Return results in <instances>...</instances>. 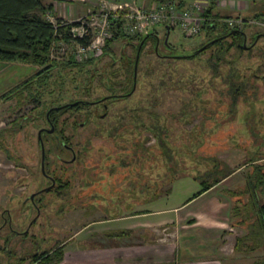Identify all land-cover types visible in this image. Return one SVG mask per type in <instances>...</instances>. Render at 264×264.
<instances>
[{"label":"rangeland","instance_id":"obj_1","mask_svg":"<svg viewBox=\"0 0 264 264\" xmlns=\"http://www.w3.org/2000/svg\"><path fill=\"white\" fill-rule=\"evenodd\" d=\"M92 1L95 8L76 20H85L90 41L100 38L101 51L115 26L119 24L122 33L126 30L123 26L129 22L123 19L125 12L133 13L141 6L151 9L158 4L166 6L167 13L174 16L176 23L169 29L167 38L174 45V52L194 49L205 42L210 35H207L204 26H215L214 31L221 26L242 29L246 34V45L251 44V37L256 35L257 43L253 48L241 54L231 48L227 53V60L233 65L229 74H234L233 82H245L243 91L236 97L226 92L224 78L228 75L225 73L227 64L218 68L221 77L215 80L210 77L211 69L206 60L212 49L201 55V62L199 59L175 61L171 66L168 60H159L149 52L148 43L140 59L133 94L109 105L107 121H92L86 128L75 130L72 140L80 142L76 144H80L76 160L64 163L54 160L52 152L48 154V171L69 184L60 196L53 192L43 193L41 215L31 226L37 248L33 241L31 244L30 235H24V238L15 235L9 242L0 236V264H32L29 256L34 249L41 252L62 242L67 236L80 231L85 221H99L131 209L144 194L163 195L170 188L167 198L159 203L172 206L201 188V181L194 180L197 177L212 180L237 168L235 183L238 184L227 190V194L233 200L232 217L234 223L240 225L236 227L238 233L243 229L247 232L248 223L255 219L251 181L258 184L255 195L260 201L264 200V185L260 184L256 175L264 172V0ZM185 12L198 14L202 26L198 34L187 35L179 29ZM227 19H233L234 25L231 26L235 27H228L225 23ZM52 21L56 22V18ZM163 27L162 24H155L149 29L162 39L165 38ZM80 48L74 39L53 40L48 61L53 68L48 72L47 81L43 85H33L29 90L24 89L22 99L13 89L30 79L42 66H33L32 71L25 75L23 64L20 68L14 63L0 65V80L5 79L3 84L0 82V203L8 207L13 227L22 229L34 218L26 195L36 190L39 183L35 172L40 160L37 131L39 126H47L44 116L41 117L43 111L70 99L95 100L107 96L109 89L105 85L97 80L90 83L89 71L106 70L112 75L119 65H112L110 69V57L118 58L123 52L131 54L129 45L117 39L110 43L106 51L112 55H104L95 67L89 63L81 67L73 66L74 63L79 64L75 62L78 55L80 60H87L100 53L92 48L79 53ZM149 60L152 63L149 64ZM123 76V72L118 73L116 80H121ZM33 96L40 99L36 100ZM130 108H133L132 112ZM128 112L133 117L127 115ZM151 112L156 117H151ZM168 112L171 114L165 120L167 136L163 140L170 151L165 154L155 134L139 127L138 123L143 121L147 126L158 118L161 124ZM62 118H67L69 124L74 119L68 116V112ZM119 119L122 123L136 125V128L121 129L123 134L119 141L94 134L99 128L97 125L111 128ZM66 133L70 130L66 129ZM88 135L91 146L83 148ZM136 143L140 147L135 146ZM49 144V141L46 142V147L49 148ZM145 147L147 150L143 151ZM131 154L133 158H130ZM65 156L70 158V153L67 151ZM163 171L173 172L175 180L162 185L166 179ZM158 182L160 187L155 186ZM111 225L114 222H110ZM161 231L159 228L153 230V239L157 238V234L164 233ZM238 247L237 253L243 256L239 261L241 263L264 257L263 246L249 250L250 243L240 241ZM22 257L25 259L19 260Z\"/></svg>","mask_w":264,"mask_h":264},{"label":"trees","instance_id":"obj_2","mask_svg":"<svg viewBox=\"0 0 264 264\" xmlns=\"http://www.w3.org/2000/svg\"><path fill=\"white\" fill-rule=\"evenodd\" d=\"M51 6V3H47V0H0V65L2 63H14L15 66L20 68L23 64L25 65V69H23L25 75L28 72L32 71L33 66H42L41 69H38L35 73L31 75L30 79L27 78L24 82L20 83L19 85H17L16 88L13 89L15 90L14 93L17 94L18 97L21 99L24 98L22 96V91L24 89L29 90L31 86L43 85L47 81V78L49 76L48 72L50 71V69L53 68V64H49L48 62L50 54L49 52L53 40L57 38L65 40L74 39L77 43L81 45H88L91 40L90 35L88 33L85 34L83 37L72 36L70 29L72 26L80 25L79 20L67 21L63 18H56V22H52L50 20L45 19L43 17V14L48 9H50ZM214 27L215 26L203 27L207 35H210V37L205 42L196 46L194 49L187 52H174L176 50L174 48V45H172L168 41L167 43H164L162 41V47H159L156 50L154 49L158 34L156 32H153L152 29H149L147 33L135 34L130 36L126 35L124 32L122 33L120 25L118 24L117 26H115V29L113 30L111 36L105 40V47L102 51H100L98 55L89 57L87 60H76L75 62L79 64L74 63L72 65H79V67H81L84 64L89 63L92 64L93 67H95L98 61L104 55H112L106 52L108 51L111 42L117 39L121 41L135 42L134 53L127 56L126 58L127 67L129 66L130 68L129 76H127V69L125 71V67H123V61L121 62L122 66L119 65L118 67H116L112 75L108 74V71L106 70H104L103 72H98L97 69H95V71H89V79L91 80L90 83L93 80H97L99 84L105 85L109 89L110 95H108L106 98H109L108 102L110 103L121 98H129V95L133 90L132 82L135 61L137 59V73L135 77V82L137 83V78L139 74L138 66L140 63V59L143 55V51L148 43L149 52L153 53V55H155L156 58H158L159 60H168L171 66H174L175 61H197L199 59V62H201V55L206 50L212 49V54L210 55L209 59L207 58L206 60L209 63H207L209 70L211 69L210 77L212 76L214 80L221 77L222 74L220 73L218 68L221 67L222 64H227L228 68L226 67L227 70L225 73L228 75L224 78L226 92L229 95L236 97L242 93L243 85H245V82H233L234 74H229V70H233V68H231L233 67V65H231V62L227 60V53L230 51L231 48L236 49L238 54L245 52L246 48L241 45L245 36V31L238 28H227L226 26H221L220 29L214 31ZM163 28L165 30L164 36L167 34V32L169 34V31H167L165 27ZM169 29H171V27ZM255 37L256 35H253L252 40H254ZM150 63L152 62L149 60V64ZM112 65L113 61H110L108 67L112 69ZM121 72H124L126 74V77L124 75L121 80H116L118 73L120 74ZM20 73L22 74V72ZM238 78L241 79V75H239ZM4 80H0L1 84L4 83ZM33 97L36 100L40 99H38L37 96ZM87 100L88 99L85 98L70 99L69 103H62L63 105L57 104V107H54L55 105L51 106L49 107V110L47 109L48 111H43V115L41 114V117L44 116L45 119L48 113L49 118L56 123L54 133L50 134V136L53 137L55 134L58 135L59 139L62 140V142H59L57 138H55V140L52 138L53 140L50 144L55 148L54 149L51 145H49V147L51 146L52 148L46 147L45 142L48 139L45 137L43 138L45 145V156L47 160L45 168L47 169V172L50 165V160L48 159V154L50 152H52L53 154L55 153V155L58 154L60 156H65L68 151L66 149V145H69L73 147V149L76 151V157L79 155L78 151L80 148L78 147L80 146V144H76L80 142L79 140H77L76 142H73L72 140V137L75 134V130H78L79 128H86V126L92 121H107L106 118L108 115L105 114L106 116L104 118L100 117V113H103V111L106 109L98 107L96 102L95 105H93L94 103ZM232 100L234 101L235 99L233 98ZM72 102L74 103L71 104ZM132 109L133 108H130V112H132ZM67 112L68 116L74 117L73 121L70 124L67 123V118H62V116ZM170 114L168 112L164 115L161 124L159 121L160 119L158 118H155V122L151 125L146 126L143 121L138 123L139 127L142 126L144 127V130H150L155 134V136L159 140L160 145L162 146V152L165 154L170 151L169 147L165 144L163 140L167 136V132L165 131V117ZM149 115L151 117H156V115L152 112ZM129 116L133 117L132 113H130ZM118 117L121 118L120 115ZM101 125H97L99 128L96 127L97 131L96 133L94 131V134H100L102 136L105 135L106 137L115 138V140L117 141H119V138H122V136H120L121 134H123L120 131L121 129L131 130L130 127L133 126L134 128H136V125H128L127 123H122L120 119L117 120L111 128H102ZM66 129H69L71 134L66 133ZM144 139H147V137ZM64 143L66 145H64ZM82 146L83 148L91 146L90 135L86 137V140L84 141ZM135 146H138V143H136ZM138 147H140V145ZM142 150H147V147L143 148ZM133 157L134 155L131 154L130 158ZM232 171L233 169L221 174L220 176L214 177L212 180L197 177L196 180L201 181L202 187L200 190L195 192L193 196H196L204 190L208 189ZM163 174H165L166 179L162 185L167 182L169 183V181L175 180L173 172L170 173L163 171ZM256 175L257 180L260 182V184L264 185V172L263 174L258 172V174L256 173ZM159 183L160 182H158L155 186L158 187ZM68 184V181H62L58 177V186H56L57 192L60 194L61 191H64L67 188ZM250 186L249 187L251 191V199L253 201L252 209L254 210L255 219L248 223L247 232L237 239L236 249H239L238 244H240V241L249 242V250H254L261 246L264 247V200L260 201L259 198L255 195L258 189V184L256 182L252 183L251 181ZM170 191L171 189L167 188L165 192H167L168 194L170 193ZM157 196H159V193H156V195L154 194L153 198ZM128 233H130L129 230H120L113 231L110 233V235L120 236ZM60 243L61 242H57L52 247L36 254L33 253L29 257H31L32 262H36V264H57L62 260L64 254V244L60 245ZM23 259L25 258H22V260ZM247 264H264V257L263 259H255Z\"/></svg>","mask_w":264,"mask_h":264},{"label":"crops","instance_id":"obj_3","mask_svg":"<svg viewBox=\"0 0 264 264\" xmlns=\"http://www.w3.org/2000/svg\"><path fill=\"white\" fill-rule=\"evenodd\" d=\"M47 3L52 6L43 17L50 21L76 20L95 8L92 0H47ZM236 174L237 168L200 194L193 196L201 188L172 206L159 203L169 193L155 198L144 194L133 208L114 215L113 219L85 221L81 230L66 242L59 264L249 263L239 262L243 256L237 253L235 240L246 232L244 229L236 232L240 225L233 221V200L227 194L238 184ZM110 222L114 225L110 226ZM156 228L164 233L153 239L152 231ZM120 230L130 233L110 235Z\"/></svg>","mask_w":264,"mask_h":264},{"label":"flooded vegetation","instance_id":"obj_4","mask_svg":"<svg viewBox=\"0 0 264 264\" xmlns=\"http://www.w3.org/2000/svg\"><path fill=\"white\" fill-rule=\"evenodd\" d=\"M167 34H168V32H167ZM164 39L163 38L160 39L159 36L157 35L156 44L154 46V49L155 50L157 48H159V47H162V41L164 43H167L168 40L165 42ZM256 43H257V38L255 37L254 40H252V37H251V44L246 45V34H245L244 39H243L241 45L244 48L247 49V48H251V47L253 48ZM125 44L126 45H129L130 50H131L130 52H131V54H133L134 53V49H135V42L125 41ZM190 50H192V49L184 50V51L187 52V51H190ZM181 52H183V51H181ZM127 56H129V55H127V54H125V52H123V54L120 55L118 58H116L114 56H111L110 57V61H113V65H116L117 64V65H120V66H122L121 65V62L123 61V64H124L123 67H125V71L127 69V76H129L130 75V68H129V66L127 67V63H126L127 62V60H126ZM122 57H123V60H122ZM137 57H138V55H137ZM136 68H137V59L135 61V65H134V75H133V82H132V87H133L132 89L133 90H132V92H131L130 95H132L133 92L135 91V85H136L135 77H136V73H137V69ZM124 75L126 77V74L125 73H124ZM108 95H110V94H108ZM107 96H102V97L100 96L99 98H96L95 100H87V101H90V102L94 103L93 105H95V102H96V104H97L98 107H102V109H106V110L103 111V113L102 112L100 113L101 114V116H100L101 118H104L106 115H108L109 105L112 103V102H110V103L108 102L109 98H106ZM67 103H69V102H67ZM73 103L74 102H72L71 104H73ZM61 105H63V104H61ZM54 107H57V106L55 105ZM129 114H130V112H128V115ZM165 118H167V116ZM44 121L47 124V126H39L38 127V131H37V141H38V148L40 150V160H39L38 168L35 170V172H36V175H38V177L36 178V180H38L39 183L37 184L36 190H33L28 195H26L27 201L29 200L30 203H31L30 205H31V208H32V210L34 212V218H33L32 221H30V223H28L22 229H19L17 227H13V222L11 221V215L9 214L10 212L8 210V207L3 206V204L0 203V236L6 242H9V240L11 238H14L15 235H19L20 237H23V238L26 235H30V239L29 240H30L31 244H32V241L34 243L35 242L34 241L35 240V238H34L35 233H33L31 231V226L38 220V218L41 215V206H42V198L41 197H42L43 193H45V192L46 193L47 192H50V193L53 192L57 196L58 195L60 196V194L57 192V189H56V186H58V177L56 176V174H53L50 171L47 172V169L45 168L46 167L47 160H46V156H45V145H44L43 138L44 137L47 138L48 140H46V142L49 141V143H51V141L53 139L55 140V138H57L59 140V142H62V140L59 139L58 135H55L54 134L53 137L50 136V134H53L54 133L56 123L53 122L49 118L48 113H47L46 118L44 119ZM21 124H23V123H21ZM39 136H40V138H39ZM41 141H42L43 148H44V157H43V159H42V155H41ZM49 145H51V144H49ZM64 145H66V144L64 143ZM51 146L49 148H52L53 147V146L52 147ZM66 149L70 153V158H68L66 156H62V155L60 156L58 154L55 155V153H54V160H59L60 162H64V163H72L73 161H75L76 160V151L73 149V147H71L69 145H66ZM42 161H43V166L41 164ZM114 217L115 216H112V217H109V218L113 219ZM10 233H13V234H10ZM71 236H72V234L69 235V236H67V238H65L60 243V245H62V244L65 245L66 242L68 241V239L71 238ZM34 244L36 245L34 247L37 248V245L38 244L37 243H34ZM31 253L32 254L33 253L36 254L38 252H37V250L34 249L32 252H30V254ZM63 256H64V254H63ZM22 258H20L19 260H22ZM59 263H57V264H59ZM32 264H36V262H32Z\"/></svg>","mask_w":264,"mask_h":264},{"label":"built area","instance_id":"obj_5","mask_svg":"<svg viewBox=\"0 0 264 264\" xmlns=\"http://www.w3.org/2000/svg\"><path fill=\"white\" fill-rule=\"evenodd\" d=\"M124 5L127 7L126 3ZM159 5L160 4L155 6V8H151V9L141 6V7H137L133 13H131V11L125 12L123 19L124 21L128 20L129 23H126L127 26H123L124 29H126L124 30V33L130 36L135 34L146 33L148 32L150 26H153L155 24L168 25L169 27L174 26V23L176 22L175 20H173L174 17L173 14L167 13L168 9L166 8V6H159ZM197 15H198L197 13H195V15H191L187 12L183 13L180 23L181 26H179V29L181 30L182 33L187 35H194V34H198L201 31L202 26H200V21L198 18L199 16L197 17ZM195 16L197 18H195ZM232 20L233 19L225 20V23L229 25L228 27H235V26H231L234 25ZM79 21H80V25L72 26L70 29L72 36L83 37L85 34L88 33V28L85 20H79ZM74 31H77L78 34H75ZM110 36L111 34H108V37ZM99 40L100 38L98 37L90 41L88 45L80 44L81 48L79 53H85L87 50H90L91 48L96 52H100L101 46L99 44ZM76 60L78 61L80 60L79 55L77 56Z\"/></svg>","mask_w":264,"mask_h":264},{"label":"water","instance_id":"obj_6","mask_svg":"<svg viewBox=\"0 0 264 264\" xmlns=\"http://www.w3.org/2000/svg\"><path fill=\"white\" fill-rule=\"evenodd\" d=\"M164 27L167 29V31H169V26L168 25H164ZM167 38H168V34L165 36V42L167 41ZM39 138H40V136H39ZM41 155H42V159H43V157H44V148H43L42 141H41ZM41 164L43 166V161H42Z\"/></svg>","mask_w":264,"mask_h":264}]
</instances>
